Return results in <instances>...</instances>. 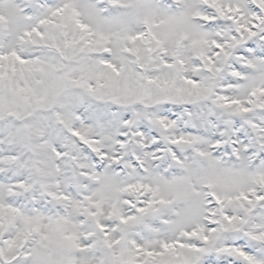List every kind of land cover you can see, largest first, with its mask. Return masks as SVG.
<instances>
[{"label":"snow or ice","instance_id":"obj_1","mask_svg":"<svg viewBox=\"0 0 264 264\" xmlns=\"http://www.w3.org/2000/svg\"><path fill=\"white\" fill-rule=\"evenodd\" d=\"M0 264H264V0H0Z\"/></svg>","mask_w":264,"mask_h":264}]
</instances>
